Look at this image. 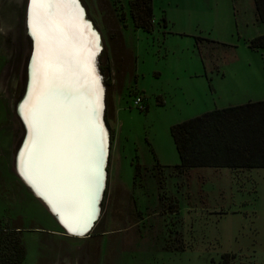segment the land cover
<instances>
[{"label":"rangeland","instance_id":"1","mask_svg":"<svg viewBox=\"0 0 264 264\" xmlns=\"http://www.w3.org/2000/svg\"><path fill=\"white\" fill-rule=\"evenodd\" d=\"M130 1L80 0L101 37L112 144L103 206L76 236L16 172L32 43L27 0H0V226L21 230L20 264H264V167L179 170L170 133L205 111L264 99V47L249 44L264 22L252 0H151L147 31L134 27Z\"/></svg>","mask_w":264,"mask_h":264},{"label":"snow or ice","instance_id":"2","mask_svg":"<svg viewBox=\"0 0 264 264\" xmlns=\"http://www.w3.org/2000/svg\"><path fill=\"white\" fill-rule=\"evenodd\" d=\"M49 3L50 0H31V7L43 9ZM71 3L78 4V0ZM32 19L36 35L34 12ZM80 62L62 49H49L42 58L34 57V94L21 106L31 131L21 156L29 157L40 177L38 187L42 195L52 194L67 207L76 205L75 216L82 228L77 234L82 235L93 218V202L99 186L98 164L92 158V147L102 127L86 116V98H90L94 117L99 113L102 90L93 87L98 77L93 75L92 64L88 66L84 84L76 82L81 76ZM29 180L35 183L31 176Z\"/></svg>","mask_w":264,"mask_h":264},{"label":"trees","instance_id":"3","mask_svg":"<svg viewBox=\"0 0 264 264\" xmlns=\"http://www.w3.org/2000/svg\"><path fill=\"white\" fill-rule=\"evenodd\" d=\"M130 15L136 28L152 29L151 0L130 1ZM258 21L264 22V0H253ZM253 48L264 47V34L250 39ZM108 125V123H107ZM109 129L110 159L112 131ZM179 156L175 167H264V99L228 105L205 111L170 127ZM106 181V180H105ZM103 189L101 204L105 199ZM21 230L0 226V264H20L25 248L20 240ZM224 259L222 264H226Z\"/></svg>","mask_w":264,"mask_h":264},{"label":"bare ground","instance_id":"4","mask_svg":"<svg viewBox=\"0 0 264 264\" xmlns=\"http://www.w3.org/2000/svg\"><path fill=\"white\" fill-rule=\"evenodd\" d=\"M26 11V29L31 42L33 43V52L28 65L27 92L25 97L18 102L19 104L17 107L20 120L22 119L26 127V137L15 159L16 172L18 171V173H20L25 180V182H23L28 184L30 189L33 188L34 193L40 196L48 204L51 211L55 213L60 222L69 231L68 234L82 236L81 234H77L82 231V228L75 216L76 205L73 204L71 207H67L61 204L52 194H49L48 196L42 195L40 187H38L41 186L40 177L36 175L29 157L21 156V152L24 149L25 142L31 131L30 124L26 121L21 106L29 102L34 94V57L42 58V56L45 55L49 49H62L66 53H69L71 57L81 61L78 65L81 73L80 78L76 81L78 84H84V76L87 74L89 64L94 66L93 75L98 77V80L93 87L95 89L102 90L98 101L100 107L98 115L92 117L93 110L91 109L90 98H86V116L94 119L96 123L102 126L97 131L96 139L92 147V158L95 163L98 164L97 175L99 177V186L96 190L95 200L93 202L94 212L92 220L96 219L99 213V201L102 197L101 195L103 194V188L105 187V164L107 162V154L109 153V131L106 129L103 118L105 109V91L102 77L97 66V57L102 50L101 37L90 20L87 18L86 11L80 0H78V4L71 3V0H67V2H64V0H50L48 7L43 9L39 6L32 8L31 0H27ZM33 12L36 16V35L33 34L32 27ZM37 36H40L41 39L38 40ZM97 48H99V51H97ZM23 133H25V129ZM29 176L32 177V180L35 181V183L29 180ZM92 220L90 221V224Z\"/></svg>","mask_w":264,"mask_h":264},{"label":"water","instance_id":"5","mask_svg":"<svg viewBox=\"0 0 264 264\" xmlns=\"http://www.w3.org/2000/svg\"><path fill=\"white\" fill-rule=\"evenodd\" d=\"M31 43H32V42H31ZM32 52H33V43L31 44V48H30V51H29V55H28V58H27V60H26V79H25V83H24V88H23L22 94H21V96H20L18 102H20V101L25 97V94H26V92H27V87H28V65H29V60H30V57H31ZM18 104H19V103H18ZM18 104H17V107H18ZM17 107H16V109H17ZM21 122H22V124H23L24 129H25V133L22 134V137H21V139H20V142H19V144H18V146H17V149H16V151H15V155H14V158H15V159H16L17 154H18L19 150L21 149V147H22V145H23V143H24V141H25V137H26V127H25V125H24L22 119H21ZM107 156H108V154H107ZM105 166H106V164H105ZM15 168H16V167H15ZM105 172H106V169H105ZM17 173H18V171H17ZM18 175H19L20 178H22V180L25 182L24 178L20 175V173H18ZM26 185L29 187L28 184H26ZM29 188H30V187H29ZM103 189H104V188H103ZM30 190L34 193L33 188L30 189ZM34 194H35V193H34ZM35 195H36V194H35ZM101 196H102V195H101ZM36 197H37L38 199H40V200L44 203V205L47 207V209L49 210V212L55 217L56 221H57L58 224L61 226V228L65 231V233L68 234L69 231H68V230L66 229V227L60 222V220L57 218V216L55 215V213H53V212L51 211V209L49 208L48 204H47V203H46V202H45L40 196L36 195ZM101 198H102V197H101ZM101 198H100V200H101ZM99 203H100V201H99ZM99 210H100V207H99ZM98 216H99V213H98ZM98 216H97V217H98ZM96 219H97V218H96ZM96 219H93V220H92L91 224L88 226L87 231L84 232V234H82V236L86 235V234L89 232V230H90V229L92 228V226L94 225Z\"/></svg>","mask_w":264,"mask_h":264},{"label":"built area","instance_id":"6","mask_svg":"<svg viewBox=\"0 0 264 264\" xmlns=\"http://www.w3.org/2000/svg\"><path fill=\"white\" fill-rule=\"evenodd\" d=\"M134 104L139 106L140 108L143 107L142 105V98L140 96H136L133 100Z\"/></svg>","mask_w":264,"mask_h":264},{"label":"crops","instance_id":"7","mask_svg":"<svg viewBox=\"0 0 264 264\" xmlns=\"http://www.w3.org/2000/svg\"><path fill=\"white\" fill-rule=\"evenodd\" d=\"M199 167H208V166H199ZM189 168H191V167H189ZM213 168H219V167H213ZM227 168H231V169H249V168H260V167H249V168H244V167H238V168L227 167Z\"/></svg>","mask_w":264,"mask_h":264}]
</instances>
